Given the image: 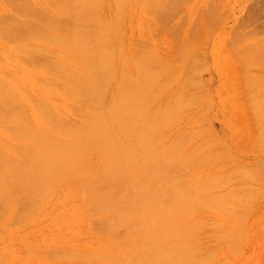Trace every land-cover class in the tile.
<instances>
[{"label":"bare ground","instance_id":"obj_1","mask_svg":"<svg viewBox=\"0 0 264 264\" xmlns=\"http://www.w3.org/2000/svg\"><path fill=\"white\" fill-rule=\"evenodd\" d=\"M159 1L0 0V37L6 45L0 69L7 61L19 65L18 84L0 72V215L8 216V208H13L18 219L28 218L58 189L68 188L80 200L82 217L94 220L98 235L103 236L96 251H82L86 261L80 264L206 263L218 248L206 241L201 247L197 237L205 236L196 233L201 226L209 229V224L198 218L191 222L193 212H216L218 219L224 218L210 233L199 228L205 234L214 233L212 244L221 247L227 239H235L234 230L240 229L238 223L249 212L248 200L253 204L252 199L264 192L260 188L264 184L261 78H244L250 96L262 99L255 107L262 148L256 164H212L216 155L210 149L205 152L200 132L184 133L167 147L161 145L158 128L194 101L184 97L190 81L184 84L174 78L171 64L191 51L193 32L167 59L144 45L127 54L121 37L128 9L134 4L155 12L161 24L169 20L177 0ZM241 32L244 37L246 32ZM249 36L239 41L244 46L234 45L249 47L250 42L243 41ZM232 46L231 52L237 48ZM254 46L249 48L253 54L249 58L237 50L246 71L263 61L264 47ZM188 59L182 65L183 78H189L198 64L197 56ZM165 91L168 96L159 99L161 103L155 101ZM53 95L61 98V105L52 104ZM225 164L238 172L236 180L242 184L225 181L236 182L235 178L215 177L216 171L228 168ZM202 167L215 169L195 182L184 180L192 169ZM244 170L251 171L248 175ZM220 183L228 188L215 192L214 186ZM249 184H255V189ZM236 221L239 228L233 229ZM209 237L206 240L212 242ZM68 251H62L63 259L54 255L60 260L80 258L74 250Z\"/></svg>","mask_w":264,"mask_h":264},{"label":"rangeland","instance_id":"obj_2","mask_svg":"<svg viewBox=\"0 0 264 264\" xmlns=\"http://www.w3.org/2000/svg\"><path fill=\"white\" fill-rule=\"evenodd\" d=\"M261 5L264 6V0H177L174 3L176 10L173 16L169 17V20L166 19L167 23L164 21V24L158 21L155 12L152 10H145L139 4L130 6L128 15H126L127 22L121 30L124 50L127 54L134 52L136 46L144 45L148 46L154 54L167 59L172 53L184 46L182 40L188 39L192 35L191 51L183 52V56L178 60L180 63L172 61L171 56L169 59L171 64L174 63L172 65L175 66L176 74L173 77L180 79L181 83L184 84L190 81L189 86L191 87L184 91V97L194 98V101L185 104L184 108L176 112L172 120L158 128L163 147H167L174 138L181 134L200 132L199 142L206 146L205 152L210 149L213 152L208 151L207 153L216 155L212 164L221 165L220 163L226 162L233 164L234 167L251 166L252 163L256 164L260 159L262 148L259 146L261 144L258 140V118L255 114V107L262 99H253L250 96V92L245 88L244 78H261L264 82V53L260 52V56L263 58L262 63L257 65L260 68H251L253 73H251L252 70H244L239 61L238 53L242 52L243 54L244 52V56L249 58L253 55L250 49L255 47L254 44L259 45V47L256 46L259 50L264 47V11H260L264 8L260 9L263 7ZM255 10L258 12H254ZM255 13L259 15H254ZM204 15L207 17L204 18ZM241 31L246 32V35L244 33L245 36L251 35L248 37L250 41L247 37L246 40H243L247 43L250 42V44H246L249 47H243L244 49L241 47L245 45V42H239L243 38L245 39V36L241 35ZM238 32H240L239 36L237 35ZM241 36L242 39L238 41ZM2 41L0 37V60L3 62V52H5L6 45ZM252 41L255 43L251 47ZM237 42L240 45L243 43L241 47L235 46L238 44ZM230 44L237 47L232 49L236 53L231 52ZM238 49L242 51L238 52ZM187 50L189 49L187 48ZM174 55L172 54V56ZM193 56H197L198 64L191 69L189 78H183L182 65L185 64L186 60H189L188 57ZM17 57L19 58V56ZM182 59L185 61L181 63ZM244 71L246 72L244 73ZM0 72L18 84L17 76H15L19 72L18 64L7 61ZM24 81L33 83L30 79ZM262 94L264 96V87ZM166 95L168 96L167 91L157 95L155 101L159 99L162 101ZM51 101L55 106L62 103L61 98L57 95H53ZM157 104L153 102V106ZM216 160L219 161L216 163ZM204 167L194 168L190 174L185 172L187 176L184 177V180L191 183L201 179L203 175L207 176L208 173L210 174V170L215 169ZM208 167L212 166L209 165ZM232 169L229 167L222 168L216 171L218 174H215V177H221V180L227 177L236 180L240 175H237L238 172ZM249 171L251 170H244L246 173ZM249 173L247 174L249 175ZM247 174H244V176L246 175L245 178L243 176L241 178L246 180ZM262 176L264 177V174ZM216 179L212 180L216 181ZM228 180L225 181L230 182L229 184H242L241 181L236 180V182L231 183ZM254 181L256 183V180ZM219 182L221 181L218 180ZM228 183H226L227 186H229ZM216 185L214 186L216 187L214 188L215 192L228 188L221 184L222 186H219L223 188L217 189L219 186ZM249 185H251L249 187L255 186V184ZM256 185L259 189L260 184L257 183ZM263 185H260V188L264 190ZM261 193V196H259L260 194L257 195L259 198L252 199V201L255 200V203L251 204V199L248 200L249 205L246 204L249 212L244 214L245 217L243 215L242 221L236 219L238 222L240 221L238 223L241 224L240 229H235V227H239L237 221L234 222L232 227L235 229V239L230 238L231 241L227 239L229 242L226 241V244L224 243L221 247H219V243L217 246V242L212 244L215 242H213L214 233L209 235L207 233L211 232L209 229L212 230L214 224L224 222V218L218 219L221 216L216 212H214L215 217L214 213L207 211L205 213L203 210L193 212L194 214L190 217L192 218L191 222L198 218L209 224V229L201 226L203 229H208V231L204 230L207 232L206 234L201 227L199 228L202 230L198 228L196 233V236L198 233L201 235L200 232H202V236H205L199 235L200 237H197L200 239L198 241L201 247L204 248L206 244L201 242L206 241L208 245H216L218 248L214 250L215 254L210 256L213 259L210 260L209 258L208 262L202 264H264V192ZM74 194L68 188L58 189L49 201L47 200L48 202L41 204L40 209L30 212L33 214L28 216L29 220L27 217L18 219L13 208H8L10 212L8 216L0 215V264H80L85 262L86 259L81 258L82 251H85L86 254L96 251L99 246L98 238H103V236L98 235L101 232L97 229L94 220L91 222L88 217H82L84 213L80 210V200L74 197ZM25 219L27 220L24 222ZM195 221L193 222L195 223ZM4 222L5 224H3ZM231 223L230 220L229 225ZM217 225L221 226L220 224ZM219 227L217 228L220 229ZM215 229L214 231H217ZM208 237L209 240L213 239L212 242L206 240ZM69 248L72 249L70 252L68 251ZM63 250L69 253L74 250L73 253H78L76 255H79L80 258L69 260L66 257L67 260H60L64 258L62 256ZM54 253H58L60 259ZM108 253L110 252L108 251Z\"/></svg>","mask_w":264,"mask_h":264}]
</instances>
